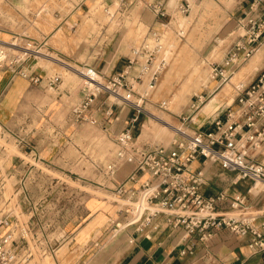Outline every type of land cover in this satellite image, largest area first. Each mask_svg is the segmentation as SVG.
<instances>
[{
    "label": "rangeland",
    "instance_id": "obj_1",
    "mask_svg": "<svg viewBox=\"0 0 264 264\" xmlns=\"http://www.w3.org/2000/svg\"><path fill=\"white\" fill-rule=\"evenodd\" d=\"M211 1L215 6L207 7ZM251 2L253 0H195L190 3L191 11L186 17L177 14L168 26L158 25L156 29L150 30L151 24L142 14L145 8L143 2L139 1L140 8L137 11L125 13L120 10L119 1L114 0L111 5L106 0H91L86 12H79L80 24L76 30L65 31L60 29L62 22L65 16L72 14L78 4L77 0H0V28L13 36L8 37L12 42L10 44L16 41V37L27 36L46 45L40 48L41 54L34 55L38 62L36 68L47 72L36 100L40 108H45L44 114L49 115L48 119L51 121L42 117L43 112L39 110L42 114L41 121H35L34 124L37 127L44 125L56 135L54 152L47 150L24 156L17 147L20 138L0 126V177H4L6 182L0 195V210L12 211V217L17 216L23 224H33L32 228L37 234L34 233L36 236L31 242L29 264H80L82 260L91 262L94 251L84 255L83 245L70 243L67 238L77 227L83 225L82 221L77 222L78 211L82 208L80 203L90 198L87 204L89 207L94 200L95 191L100 192L97 195L103 196L101 198H104L105 204L110 203L108 206L112 212V215H108L102 243L115 241L127 247L129 232L134 231V228H124L127 223L126 216L119 213L126 201L105 188L108 183L94 165L100 164L103 167L113 161L117 151L113 141L116 135L112 132L114 128L107 125L106 130L105 119H99L95 125L77 121L75 112L81 109L84 97L90 92L97 93L96 90L108 89L109 80L104 77L105 72L96 68L102 79L100 84H91L78 76L72 68L76 65L85 72V65L95 68L94 63L103 56H129L131 49L139 45L149 33L158 32L163 35L162 43L166 48L169 65L154 91L138 87L139 93L147 98L142 102L144 115L141 117L139 136L143 126L144 130L139 142L145 146L158 145L170 151L175 150L182 142L181 131L193 134L196 130H204L226 108H236V103L233 102L238 94L260 73L262 67L250 76L248 72L257 59L253 57L259 51L264 53V40L262 48L260 46L255 55L234 71L227 82L211 80L212 66L222 64L230 50L244 36L245 30L241 22ZM200 6L204 7L199 8ZM149 16L152 21L154 16ZM182 19L192 21L186 30L179 26ZM217 21L220 23L215 25ZM0 32L2 33L1 30ZM180 32H183V37L179 36ZM168 38L173 45H166L165 40ZM16 42L25 47L22 40ZM7 48L9 57L26 58L22 49H15L12 45ZM50 59L66 63L71 70L64 68L63 63L53 64ZM176 61H191V68L178 70L163 88L166 73ZM196 70L206 71L207 80L196 78L197 83L190 82L189 77ZM243 72L248 73L247 80L237 83L236 80ZM50 78H59L56 87L49 85ZM228 85L231 87V94L220 105L215 97ZM185 86L188 90L184 103L177 106V101L172 105ZM239 89L241 90L238 93ZM99 95L108 104H113L112 107L118 108L114 97L109 93L102 92ZM207 105L214 106L213 115L202 113ZM37 114L38 112L34 115ZM116 127H119V123ZM17 156L23 157L27 164L19 172L21 178H16L15 173L6 172ZM226 178L229 179L225 175L223 180ZM232 189L247 197V209L241 212L227 207L223 211L243 221L256 218L254 225L259 226L264 221V184L254 186L250 194L242 184ZM72 199L76 204L74 206L69 203ZM8 201L10 204H7ZM113 222L122 224L118 232H113ZM71 226L74 227L69 229ZM76 234L75 232L73 237ZM252 239V234L241 237L229 229H221L211 243L207 246L198 243L192 250L193 254L184 258L191 259L196 264H218L236 246L246 240L249 245ZM121 253L120 250L118 256ZM252 264H264V258Z\"/></svg>",
    "mask_w": 264,
    "mask_h": 264
},
{
    "label": "built area",
    "instance_id": "obj_2",
    "mask_svg": "<svg viewBox=\"0 0 264 264\" xmlns=\"http://www.w3.org/2000/svg\"><path fill=\"white\" fill-rule=\"evenodd\" d=\"M119 1H122L121 8L126 10L124 4L129 7L135 0ZM170 1L153 0L145 3L155 13L161 26L171 24L177 14L186 17L190 13L188 0H179L174 8L170 6ZM244 15L241 25L245 34L222 64L212 66V81L220 79L227 82L233 72L262 45L264 0H253ZM179 36L183 37V33L180 32ZM19 39L25 43V47L17 44ZM162 40L163 35L160 33H149L139 45L131 49L123 72L107 78L108 89L90 92L85 96L81 109L75 111L77 121L97 124V120L84 113L97 95L106 92L114 97L115 104L132 112L125 129L113 138L117 147L113 161L103 167L94 164L95 168L108 183L105 188L126 201L119 210L120 214L126 216L124 228H134L135 233L145 235L159 231L163 221L168 227L183 232V244L191 241V247L185 248L181 252L182 256L193 254L192 250L198 243L207 246L221 229H229L241 237L252 234L249 248L253 254L264 258V221L255 226L256 218L243 221L220 210L226 206L243 212L247 209V197L238 191L229 190L208 195L205 190V169H191L194 161L203 158L205 165H217L229 177L231 187L242 184L250 194L257 183L264 184V68L238 94L233 102L236 108H226L223 114L213 120L211 131L200 129L193 134L181 131L182 142L172 151L158 145L145 146L139 142V128L144 115L142 102L147 98L139 93L138 87L147 84L149 90L154 91L167 69L169 60ZM16 41L12 47L25 51L26 58H11L7 48L0 46V69H8L13 75L29 79L32 84L40 86L44 79L32 76L22 66L30 59L36 60L34 55L39 54L44 45L27 36L16 37ZM86 70L88 79L94 80L96 73L100 75L96 68L87 67ZM58 79H48L49 85L56 87ZM109 124L110 120H107L104 124L106 130ZM125 165L133 169L122 183L116 184L117 174ZM3 178L0 177V195L6 184ZM142 178L145 179L140 183ZM112 183L113 187L110 186ZM7 204H10L9 201ZM11 212L0 210V264H29L31 242L37 233L32 228L33 224L21 223L17 216L12 217ZM113 225L115 231L122 228L120 222H113Z\"/></svg>",
    "mask_w": 264,
    "mask_h": 264
},
{
    "label": "crops",
    "instance_id": "obj_3",
    "mask_svg": "<svg viewBox=\"0 0 264 264\" xmlns=\"http://www.w3.org/2000/svg\"><path fill=\"white\" fill-rule=\"evenodd\" d=\"M77 1L78 4H76L72 14L65 16L60 29H64L65 31H75L80 24L79 12L81 10L86 12L89 7L88 3H90L91 0ZM129 1L130 0H128V2ZM139 1L143 2L145 6L142 10V14L146 21L150 22V30L156 29L155 27L159 25L156 15L145 5L146 2H152L153 0H135L129 5V7L124 4L127 8L126 10L125 8H120V10L125 13L137 11L140 8ZM188 1L192 4V1L194 2L195 0ZM113 2L114 0H106L107 4L112 5ZM119 2L122 3V1ZM170 6L172 7L175 5H171L170 2ZM149 15L154 16L152 21ZM0 30L2 31V33L0 32V39L8 44L12 43L8 38L13 37L11 33H8L1 28ZM39 44L42 43L40 42ZM45 46L46 45H44V47ZM262 46L260 48H262ZM262 50H264V48ZM47 54L52 55L49 53ZM127 57L128 56L126 55H119L113 58L103 56L94 63V67L99 68L100 72H105L103 75L107 79L123 72L127 65ZM253 58L262 59L260 65L254 63L252 66L251 71L256 73L260 67H262L260 71L264 68V53L262 54L261 51H259ZM50 62L60 65L57 60L50 59ZM37 64L38 62H36V60L30 59L23 63L22 67L24 70L29 71L32 76H39L44 79V74L46 75L47 72L40 68H36ZM85 67L91 66L85 65ZM99 77L102 79L100 75ZM41 87L42 84L40 86L34 85L29 79L13 75L8 69H0V126L20 138L17 147L19 152L24 156H32L35 154L34 152L40 153L41 151L47 150L54 152L56 149V135L48 131L44 125L37 127L34 124L35 121H41V112H43L42 117L45 119H48L49 116L44 114L45 111L43 110H45V108H40L36 100V95ZM112 106L113 104H108V101H104L101 95H97L94 98L92 105L85 111L84 115L93 117L97 122H99V119L110 120L109 126L111 129L114 128L112 132L117 135L125 129L129 118L132 116V112L124 106L118 105L117 109ZM39 110L41 112H39ZM36 112H38L37 116L34 115ZM47 121H51V119H48ZM118 123L119 127H116ZM212 129L213 127L211 123L203 131H211ZM143 130L139 136V140L143 134ZM10 165L11 166L6 169V172L10 174L15 173L16 178H21L19 172L27 166L24 158L17 156L11 161ZM202 168L205 169L206 173L207 186L205 190L208 195H213L222 190H229L230 192L237 191L236 189H232L233 187L228 183L227 178L226 180H223V177H225L226 174L223 173L217 165H208V163L205 165L203 163V158L197 159L191 165V169L194 171H199ZM16 169H18V171ZM132 169V166L125 165L117 174L115 183H122ZM144 179L145 178H142L140 183L143 182ZM140 183L137 187H139ZM113 185L114 183L110 186L113 187ZM95 193L96 194L93 195L94 200L89 207L87 204L90 198L85 200L82 199L83 202L80 203L82 208L78 211L79 216L77 222L80 220L83 225L77 227L67 238V240H70V243L83 245L85 250L84 255L94 251L91 257V262L87 263L82 260L79 262L80 264H196L192 262L193 260L186 259L184 258L185 256L181 255V252L185 248L191 247V241L183 244V232L168 227L163 221L161 222L160 230L157 232H149L145 235H139L138 233H135V231L129 232L130 239L127 247H125L124 244L120 245L115 241H106L105 243H102L103 232H105L104 228L108 220V215H112V212L111 207L108 206L110 203L107 202V204H105L104 198H101L103 196L97 195V193L100 192L95 191ZM69 203L71 206H74L75 204L73 199ZM227 209L226 206H222L220 210ZM73 227L74 226H71L69 229H72ZM68 232L69 230L67 233ZM75 232L77 234L73 237ZM247 242L248 241L246 240V242L244 241L236 246L229 254L224 258H221L218 261V264H252L263 258L261 255L253 254L249 245L246 244ZM120 250L122 253L118 256Z\"/></svg>",
    "mask_w": 264,
    "mask_h": 264
},
{
    "label": "bare ground",
    "instance_id": "obj_4",
    "mask_svg": "<svg viewBox=\"0 0 264 264\" xmlns=\"http://www.w3.org/2000/svg\"><path fill=\"white\" fill-rule=\"evenodd\" d=\"M171 2V5H176L177 4V0H171L170 1ZM212 3H210V4H208V6L207 7H210V8H212L211 7V5L212 6H215V3H213V1H211ZM191 7H192V5H190ZM228 6V5H227ZM175 6H172V8H174ZM201 7H204V6H200L199 8H201ZM205 10V9H204ZM190 11H191V9H190ZM206 11V10H205ZM221 11V10H220ZM109 13V12H108ZM180 27H182L183 29H188L189 28V26L192 24V21L191 20H189V19H182L180 22ZM220 23V21L218 22H216L215 23V25H218V24ZM178 24V23H177ZM216 27V26H215ZM214 30V29H213ZM183 33V32H182ZM203 34H205V33H203ZM207 34V33H206ZM208 36V35H207ZM210 36V35H209ZM191 37V36H190ZM201 37V36H200ZM206 37V36H205ZM207 38V37H206ZM191 39H192V37H191ZM165 42H166V45H169V44H171L170 42H171V40L168 38L167 40H165ZM198 42V41H197ZM14 44V43H13ZM177 45H178V43H176ZM196 43H194V45H195ZM198 44V43H197ZM224 44V43H223ZM10 45H12V44H8V43H6V42H4V41H2L1 39H0V46H4V47H8V46H10ZM171 45H173V44H171ZM15 48V47H14ZM198 48V47H197ZM8 49V48H7ZM16 49V48H15ZM214 53H215V51H214ZM257 53V52H256ZM255 53V54H256ZM39 54H41V52L39 53ZM47 54V53H46ZM183 55V54H182ZM190 56H191V54H190ZM183 58L185 59V55L183 56ZM190 58V57H189ZM187 59H188V56H187ZM261 58H257L255 61H254V63L255 64H261ZM58 62H60V61H58ZM191 61H189V62H181V61H176V62H174L171 66H170V68L168 69V71H167V73H166V78H165V80H164V85H163V88L165 87V86H167V84H168V82L170 81V79L173 77V75H174V73H177V71L179 70V71H181V68L182 69H188V68H191V63H190ZM60 63H63V65H64V68H67V69H69V70H71V68L70 67H68V66H66L67 64L66 63H64V62H60ZM253 63V64H254ZM62 65V66H63ZM73 70H75L76 71V73H78V76H80L81 78H83V79H86L88 82H90L91 84H100V77H99V75H98V73H96L95 75H94V80H91V79H88V77H86V75H87V71H85V72H82L80 69H78V67H74V68H72ZM249 76H250V74H253V72L251 71V68H250V70H249ZM248 73L247 72H243V73H239L240 75H239V77H238V79L236 80V82L237 83H240V82H243V81H245V80H247V77H248ZM176 75V74H175ZM97 76V77H96ZM190 82H194V83H197V79L196 78H199V79H205V80H207V77H206V71L205 72H203L202 70H196V71H194L191 75H190ZM189 85V84H188ZM187 85V86H188ZM146 86V87H145ZM145 86L144 85H142L141 86V89L143 90H145V89H147L148 88V85L147 84H145ZM187 86H185L184 88H183V91L176 97V99L175 100H173V102H172V105L174 104V103H176L177 101V106H178V104L180 105V104H182V103H184V101H185V99H186V96H185V93H186V91L188 90L187 89ZM191 87V86H190ZM199 86H197V88H198ZM163 88H162V90H163ZM190 89V88H189ZM242 89V88H241ZM241 89H239L238 90V93H239V91L241 90ZM94 90H96V89H94ZM103 90V89H102ZM104 90H107V89H104ZM141 90V91H142ZM96 91H98V90H96ZM169 91V90H168ZM178 93V92H177ZM230 94H231V87L228 85L227 87H225L224 89H223V91L220 93L219 92V95L217 94V97H215L216 98V101H217V103H219L220 105H221V103H223V102H225V100H227L228 99V97L230 96ZM173 97V96H172ZM175 97V96H174ZM202 113L203 114H205V115H213L214 114V106L212 107L211 105H207L204 109H203V111H202ZM208 117V116H207ZM167 128V127H166ZM167 129H169V128H167ZM175 130H177V131H181V129H178V128H174ZM258 184H263V183H257L256 185H258ZM64 256V255H63ZM48 263V262H47Z\"/></svg>",
    "mask_w": 264,
    "mask_h": 264
}]
</instances>
